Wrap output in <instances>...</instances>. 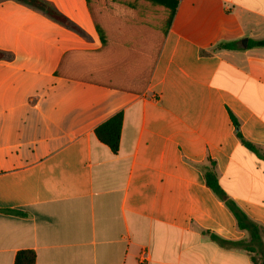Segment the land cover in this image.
<instances>
[{
    "label": "crops",
    "instance_id": "0c3cea01",
    "mask_svg": "<svg viewBox=\"0 0 264 264\" xmlns=\"http://www.w3.org/2000/svg\"><path fill=\"white\" fill-rule=\"evenodd\" d=\"M39 1L66 20L0 0V264L21 250L36 264H142L143 250L145 264H264V47L248 46L264 40V0H179L141 94L68 78L72 53L102 46L92 14ZM118 112L114 153L95 130ZM212 162L260 226L257 252L207 186Z\"/></svg>",
    "mask_w": 264,
    "mask_h": 264
},
{
    "label": "trees",
    "instance_id": "16d2710c",
    "mask_svg": "<svg viewBox=\"0 0 264 264\" xmlns=\"http://www.w3.org/2000/svg\"><path fill=\"white\" fill-rule=\"evenodd\" d=\"M23 1L44 9L48 15L57 20L63 22L66 20L39 0ZM86 1L102 46L94 51L72 53L79 57L72 62L70 69L75 76L68 75L67 77L111 89L141 94L150 79L179 0ZM148 28L150 29V41L142 39V37L147 38L145 33H147ZM148 45L151 49H155V55H151L150 58L147 55ZM248 46L264 47V40H251ZM218 47L234 49L236 43L221 44ZM142 48L146 49L141 50ZM69 56L71 53L62 60V69ZM1 57L2 54L0 53ZM231 118L238 129L236 118L233 115ZM122 124L123 113L118 112L95 130L97 138L109 146L114 153L119 151ZM237 135L248 149L259 154L257 148L246 141L239 131ZM204 178L207 186L225 202L235 216L238 227L250 234L249 243L242 241L237 244L242 245L249 252H257L253 244L261 240L260 226L252 221L221 188L213 162L211 166L204 169ZM211 238L219 243L233 244L214 234L211 235ZM253 260L255 263L261 264L255 256ZM14 264H36V253L33 250L19 251L15 256Z\"/></svg>",
    "mask_w": 264,
    "mask_h": 264
},
{
    "label": "built area",
    "instance_id": "2783aa9c",
    "mask_svg": "<svg viewBox=\"0 0 264 264\" xmlns=\"http://www.w3.org/2000/svg\"><path fill=\"white\" fill-rule=\"evenodd\" d=\"M149 261V253L147 250H143L140 255V262L145 264Z\"/></svg>",
    "mask_w": 264,
    "mask_h": 264
}]
</instances>
